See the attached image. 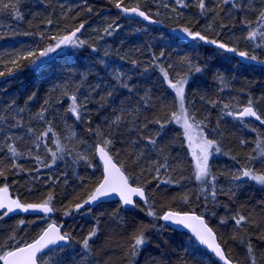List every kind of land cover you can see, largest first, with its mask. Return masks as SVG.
<instances>
[{
  "label": "trees",
  "instance_id": "trees-1",
  "mask_svg": "<svg viewBox=\"0 0 264 264\" xmlns=\"http://www.w3.org/2000/svg\"><path fill=\"white\" fill-rule=\"evenodd\" d=\"M8 2L0 0V6ZM205 2L215 12L202 15L196 3L186 8L175 5L173 8L177 10L170 11L171 4L165 0H122V7L139 5L141 11L160 22L162 27L124 18L122 13L115 11V0H20L17 4L23 17L20 20L14 18L12 10L0 11V37H3L0 38V71L7 73L9 68L13 69L12 75L0 76V116L8 117L5 124H0L4 129L0 132V169L5 171V176H0V188L7 186L12 199H19L22 203H41L52 194L50 206L55 209L51 217L23 212L4 217L0 220V243L15 233L16 240L23 246L36 239L48 224L56 223L63 233L70 234V245L62 252L54 249L42 255L45 264H130V261L131 264H220L188 234L171 230L161 220L147 216L148 206L141 202H136L139 207L132 209L111 202L77 213L72 211L71 215L64 214L74 204L84 201L102 179L101 166L95 157V147L101 137L94 131L89 132V128L99 126L107 136L111 130L109 121L124 108L131 113L124 120L127 127L122 125L108 138L113 140L110 146L113 161L118 166L124 165L129 183L144 187L158 216L166 211L202 215L232 263L250 264L246 247L239 238L231 239L238 231L231 217L237 213L245 216L251 213V218L259 223L264 216V206L259 204L264 201V189L246 181L235 198L218 195V203L213 204L210 197L206 202L201 195V184L195 180L181 130L174 123L163 130L159 125L149 123L177 110V98L161 69L167 70L169 79L175 81L187 72L188 66L181 61L188 57L204 71L188 73L185 107L194 115L195 121L202 122L200 124L206 128L209 137L218 141L221 147L222 152L213 155L210 161L212 172L218 176V188L227 190L229 187L228 178L221 173L243 167L248 153L255 147L257 136L264 139V125L249 119L237 121L225 115L227 111L239 110L249 99L259 100L257 108L264 114V67L242 62L235 56L239 51H246L264 59V48H253L244 40L248 29L242 20L255 21L257 13L249 8H232L230 4H221L224 11H220L217 8L220 0ZM236 3L258 9L261 0H237ZM165 5L169 11L164 9ZM216 12H219L218 16ZM48 20L52 23L48 24ZM81 23L84 28L74 38L76 43L68 44L50 61L35 68L29 59H18L19 68L8 63L16 59L17 54L27 57L29 52L34 53L30 59L36 62L50 58L65 46L61 43L57 47L60 39ZM221 24L227 27L221 28ZM109 25H112L109 29L111 35L104 31ZM185 27L201 32L208 39L235 47L237 53L230 54L204 41H182L168 32L174 29L185 34L181 31ZM79 41L84 43L79 44ZM48 47L55 51L39 57V53ZM161 52L165 54L162 57ZM102 60L103 64L100 63ZM132 61L137 63L134 65ZM116 72L122 74L123 82L132 86L131 92L116 84ZM219 76L224 77L223 82ZM96 84L101 87L92 92ZM114 85L116 94L109 106L101 109L95 101ZM64 91L69 95L75 93L80 99L91 93L93 102L87 104V111H82L83 120L77 121L66 111L71 101L63 95ZM33 92L35 98L28 101ZM202 96L204 100L200 99ZM45 99L50 103L46 106L45 119L41 120L37 113ZM13 100V108L7 109ZM209 101H216V106ZM224 104H229L230 108L224 109ZM20 108L25 111L19 112ZM13 116L20 121V126L10 128L8 125L15 123L11 119ZM47 121L51 122L58 136L49 133L43 141H37L35 135L48 127ZM145 124L148 125L146 129ZM28 128H32L34 134L29 133ZM252 128L257 131L253 132ZM158 131L157 146L149 145L143 139L144 136H155ZM9 132L23 137V140L14 141L21 155L12 157L8 152L5 144L12 141H5L3 137ZM57 138L62 151L53 142ZM241 140L247 143L241 145ZM48 149L57 153L59 158L55 162ZM80 154L86 155L88 160L78 159ZM163 155L168 157L171 167L167 172L161 169L159 178L153 179L155 173L148 169L153 162L161 161ZM13 164L19 167L13 168ZM167 179L173 183H161ZM184 196H187V202L182 199ZM142 208L145 211H141ZM222 218H226V223H221ZM20 220L25 224L20 225ZM153 223L157 228L147 233L150 243L137 257H127L125 252L131 243L130 236L137 226ZM94 227L98 229L97 235L89 241L90 253L85 254L81 242ZM245 227L249 232H264V223L260 228ZM252 243L257 264H264V241L253 235ZM15 246L9 241L5 250ZM42 261L38 260V264Z\"/></svg>",
  "mask_w": 264,
  "mask_h": 264
},
{
  "label": "snow or ice",
  "instance_id": "snow-or-ice-1",
  "mask_svg": "<svg viewBox=\"0 0 264 264\" xmlns=\"http://www.w3.org/2000/svg\"><path fill=\"white\" fill-rule=\"evenodd\" d=\"M175 2L180 7H188V4L184 3V0H175ZM19 3L20 0H16L15 3H12L11 0H9L8 3H3L2 6H0V11L12 10V15L14 16V18L20 20L23 17L19 12V9L17 8V4ZM221 4H230L232 8L243 7L255 11L257 13L255 21L247 19L242 20V23L248 29V34L245 39L254 42L259 37L261 43H256L254 46L256 48H261L262 46H264V0H261L260 7L258 9L248 4L238 5L235 0H220V2L217 4V8H219L220 11H224V9L220 7ZM196 6L198 7L202 15H206L208 12H215V9L209 8L207 6L205 0H196ZM115 7L118 9H122V11L125 13H135L138 16L143 17L145 20L150 19L149 15H146L144 11L140 10L139 5L133 8H122V0H115ZM165 7H167V5H165ZM88 11L91 12L92 9L89 7ZM173 11H175V9H173ZM216 15L218 16L219 12H216ZM47 23L51 24L52 20H48ZM253 24H255L256 26L252 27ZM0 27H2V25H0ZM209 27H211V25H209ZM220 27L224 28L227 27V25L221 24ZM83 28L84 24L81 23L71 33V35L62 37L57 44V47H59L61 43H76L73 38L76 36V33L80 32ZM109 29H112V25H109L108 28H106L104 31L108 35H111L112 32L109 31ZM181 31H183L187 35V37H190L192 40L204 41L207 44L216 45L217 48L223 49L226 52L237 53V49L235 47H229L227 44L218 42L215 39H208L207 36L202 35L199 31L193 32L190 28L187 27L181 29ZM78 43L83 44L84 41H79ZM93 50L95 51V49ZM52 51H55V49L52 47L45 48L42 52L39 53V57H45ZM237 54L246 61L264 65V59H260L255 54H250L246 51H239ZM33 55L34 53L32 52H29L27 57H21L19 56V54H17V58L8 61V63H11L15 65L16 68H19L20 65L17 62L18 59H29V62L35 65L36 60L30 59V57H32ZM105 55H108V53L105 52ZM164 55L165 54L163 52L160 53L161 57ZM39 57H37V59H39ZM100 63L103 64L104 61L102 60ZM132 63L135 65L137 62L132 61ZM181 63L186 64L188 66V69L183 76H180V78L176 79L175 81L169 79L167 70L161 69L164 79L168 83V87L173 89L175 92V96L178 101L177 110L173 111L170 116L165 115L164 118H157L154 121H150L149 123H155L159 125L160 130L165 129V127L170 123H175L183 128V135L188 140V147L191 149V155L194 160L193 174L195 180L200 182L201 184V195H203L206 202L210 197L213 204L218 203V195L228 196L229 199L235 198L239 189L244 185L246 181L254 182L255 184L261 186L262 189H264V139H261L260 136H257L255 147L251 152L248 153L246 157V163L243 167L235 171H227L221 173L222 175H225L229 180L228 189L225 190L223 187H217L218 176L212 172L209 159L214 152L221 153V147L219 146L218 141L207 138V136L203 132V129L200 128V123L202 122L195 121L194 115L189 114L188 110L185 107V85L188 82L187 75L189 72L201 73L202 71H204V69L193 64L192 60L188 57H184ZM169 66L171 67V65ZM6 74L9 76L12 75L13 69L9 68L7 70V73L0 71V76H5ZM114 79L117 85L123 87L124 89H127L129 92L132 91V86H130L128 83L123 82V76L120 72H116L114 74ZM218 79L223 82L224 77L219 76ZM100 87V84H96L92 88V92H95ZM77 91H79V89H77ZM115 94L116 93L114 85L112 86V90H106L104 94L100 95L99 99L96 100L95 103H97L101 109L108 107L109 101L114 97ZM63 95L68 97L71 101L66 111L68 113H71L77 121L83 120L82 111H87V104L93 102L90 98L91 93L85 95L83 99H80L75 93L69 95L67 91H64ZM35 96L36 93L33 92L32 95L28 97V101H32ZM200 99L204 100V97L202 96L200 97ZM209 102L213 107L216 106V101ZM49 103V99L44 100V105L37 113V117L39 119H45V113L48 111V108L46 106L49 105ZM258 103L259 100L253 101L252 99H249L248 103L242 108L236 111H227L225 115L241 122H244L247 118H254L261 125H264V114H261L259 109L257 108ZM14 105L15 100L7 105V109H12ZM223 108L229 109L230 105L224 104ZM24 111V108L19 109V112ZM119 113L120 114L114 115L109 121V128L111 130L107 133V136L99 126L96 129L89 128V132L94 131L99 137H101L100 143L95 147V152L96 154H98L100 160L103 161L104 176L102 181L98 184L95 190L89 194L87 199H85L82 203L74 204L71 208L66 210L64 214L71 215L72 211L78 212L86 204L96 202L99 198L111 194H117L120 200L123 202V205L139 207V205L136 204V202L133 200V197H139L140 200H142L144 204L148 206L146 210L147 216L152 217L156 220L171 222L174 225H182L183 227L190 229L192 234L200 244L205 245L207 246V248L211 249V251L220 260H222L224 264H232L231 259L226 255L224 248L221 246V243L217 242L216 234L210 227H208L202 215H195L188 212L180 213L176 211H166L163 215L158 216L155 208L152 206L145 193L144 187L132 186L129 183V175H127L123 170L124 165L121 164L118 167L117 164L113 162V156L110 154V146L113 144V140L108 137L112 136L115 131L120 130L122 125L124 127H127V125L124 124V120L126 116L131 115V113L127 112L124 108H121L119 110ZM11 119L15 121V123L8 125V127L15 128L20 126V121L16 120L15 116H13ZM7 120V116H0V124H5ZM190 120L192 121L191 123ZM90 122L91 119L89 117V123ZM47 123L48 127L43 132L35 135V139L37 141H43L44 138L48 137L49 133H52L54 137L58 136V134L54 132L51 122L47 121ZM147 127L148 125L145 124L144 128L146 129ZM198 128L200 129L199 132H197L196 135H193V132ZM251 130L253 132L257 131L256 128H252ZM3 131L4 129L0 127V132ZM129 131L132 130L129 129ZM28 132L34 134V130L32 128H28ZM72 135L74 136L75 133H72ZM159 135L160 132L158 131L155 136H144L143 139L146 140L149 145L155 147L157 146L156 137ZM3 139L5 141H12V143L5 144L8 152L12 157L21 155V153L15 146L14 141L23 140V137L14 136L9 132L5 133ZM53 142L57 145L58 150H63L58 138ZM133 143H136V141H133ZM240 143L241 145H244L247 143V141L241 140ZM36 146L39 147L40 145L37 144ZM48 151L51 152L52 160L53 162H55V160L59 158L57 156V153L53 152L51 149H48ZM160 151L161 153H163V149H160ZM223 154L228 155V153ZM77 158L85 161L88 160V157L83 154L78 155ZM138 159L139 157L137 158V160ZM232 159H235V157H232ZM133 163H136V161H133ZM91 166L92 165L89 164V167ZM12 167L17 168L19 166L13 164ZM169 167L171 166L168 163V157L166 155H163L162 160L159 162H153L152 167L149 168L148 171L155 173V175L152 177L153 179H158L161 173V169H164V171L167 172ZM177 167H179V165H177ZM172 170L175 171L176 169L173 168ZM143 172L144 170L141 171V176H143ZM0 176H5V171L3 169H0ZM161 183L171 184L173 183V181L171 179H167L161 181ZM199 198L200 197L198 196L197 199ZM182 199L187 202V196L182 197ZM52 200L53 196L52 194H49L48 197L41 203H22L19 199H10L8 196V187L5 186L3 188H0V220H3L4 217H7L9 214L16 211L25 213L29 211L42 212L44 214L51 213L55 210L52 206H50ZM259 204L261 206H264V201H260ZM225 207H227V205H225ZM141 211H145V209L142 208ZM251 216V213H249L248 216L237 213L236 215L231 217V219L234 221L236 229L238 230L233 233L231 239L237 240V238H239V242L246 247L250 264H257V259L255 257L256 249L254 248L252 243V236L255 235L257 239H259L260 241H264V232H249L248 228H246L245 225H248L249 227L260 228L261 223H264V216L261 217L259 223L256 220L252 219ZM221 223H226V218H222ZM19 224L24 225L25 221L20 220ZM160 227L163 228V225H161ZM156 228L157 226L154 223L138 225L136 230L130 236L131 243L128 245L125 255L131 258L137 257L141 250L150 243V237L147 235V233L155 230ZM97 231L98 229L94 227L89 232L88 236L85 237L81 242L85 254L90 253L89 241L97 235ZM70 239V234L67 232L61 233L60 227H58L56 224H50L46 229L42 231V233L34 242L26 243L23 246H20V242L16 240L15 233H13V235L8 237L7 241L0 243V252H2V254H0V262H2V264H38V260L42 261V257L38 256V253H43L44 250L48 249L50 245H59L60 242L67 243ZM9 241L14 242L16 246L7 247V250H5ZM225 243H227V241H225ZM57 251L62 252L63 248L58 247ZM81 259H85V256H81ZM42 264H45V262L42 261Z\"/></svg>",
  "mask_w": 264,
  "mask_h": 264
},
{
  "label": "water",
  "instance_id": "water-1",
  "mask_svg": "<svg viewBox=\"0 0 264 264\" xmlns=\"http://www.w3.org/2000/svg\"><path fill=\"white\" fill-rule=\"evenodd\" d=\"M237 0H235V2H236ZM123 8V7H122ZM115 11H117V12H120V13H122L123 14V16H124V18H126V19H131V20H138V21H140V22H142V23H144V24H146V25H150V26H155V27H162L163 25L160 23V22H158V21H156V20H154V19H152V18H150L149 20H145L143 17H140V16H138L137 14H135V13H131V12H129V13H125V12H123L122 11V9H118V8H115ZM168 32H169V34H171V35H173V36H175L176 38H178V39H180V40H182V41H193L190 37H187V35H185V34H183V33H181V32H179V31H176V30H174V29H170V30H168ZM72 33V32H71ZM71 33L69 34V35H71ZM79 32H77L76 33V35L78 34ZM76 37V36H75ZM74 37V38H75ZM73 38V39H74ZM209 45H212V46H214V47H216V45H213V44H209ZM68 46V44H65V46L62 48V49H60V50H58L55 54H53L50 58H47V59H45V60H40V61H37L36 62V64L35 65H32V68H35L36 66H38V65H40V64H44V63H46V62H48V61H50L52 58H54V56L55 55H57L58 53H61L64 49H65V47H67ZM217 48V47H216ZM219 49V48H218ZM223 50V49H222ZM230 54H233L232 52H229ZM235 56H236V58H238L240 61H242V62H245V63H252V64H255V65H258V66H262V67H264V65H260V64H257V63H255V62H249V61H246V60H244L243 58H241L238 54H235ZM247 119H249V120H251V121H253V122H255V123H257V124H260L258 121H256L254 118H247ZM95 157H96V159H97V161H98V163L100 164V166H101V170H102V179H103V176H104V166H103V161H101L100 160V158H99V156H98V154H96V152H95ZM114 162V161H113ZM118 166V165H117ZM119 167V166H118ZM102 179H101V181H102ZM100 181V182H101ZM132 185V184H131ZM98 186V185H97ZM96 186V187H97ZM133 186V185H132ZM95 187V188H96ZM135 187V186H134ZM95 190V189H94ZM93 190V191H94ZM8 196H9V198L10 199H12V196H11V194H10V192L8 191ZM88 198V197H87ZM86 198V199H87ZM133 200L135 201V202H141V203H144L142 200H140V198L139 197H133ZM83 202V201H82ZM81 202V203H82ZM111 202H117V203H119L123 208H126V209H132L133 208V206H131V205H123V202L120 200V198H119V196L117 195V194H111V195H108V196H104V197H101V198H99L96 202H93V203H90V204H86L82 209H80V211H82V210H84V209H94L96 206H98V205H100V204H105V203H111ZM74 212H76L77 213V211H74ZM79 212V211H78ZM23 213H25V212H23ZM180 213H182V212H180ZM188 213H190V212H188ZM25 214H42V215H46V216H48V217H51L52 215H53V213L51 212V213H48V214H44V213H42V212H35V211H29V212H27V213H25ZM164 214V213H163ZM162 214V215H163ZM193 214H195V213H193ZM195 215H197V214H195ZM161 223L164 225V226H166L167 228H169V229H171V230H174V231H179V232H183V233H186V234H188L194 241H195V243L202 249V250H204V251H206L207 253H209L210 255H212L220 264H224V262L222 261V260H220L212 251H211V249H209V248H207V246H205V245H202V244H200L199 243V241L198 240H196V238H195V236L192 234V232H191V230L190 229H188V228H185V227H183L182 225H174V224H172L171 222H165V221H163V220H161ZM50 224H56V223H50ZM50 224H48L44 229H46ZM57 225V224H56ZM58 227H60V231H61V233H63L62 232V228H61V226H59V225H57ZM209 227V226H208ZM43 229V230H44ZM42 233V232H41ZM40 233V234H41ZM39 234V235H40ZM39 237V236H38ZM37 237V238H38ZM36 238V239H37ZM36 239H34L33 241H31L30 243H32V242H34ZM217 242H218V240H217ZM70 245V240L67 242V243H65V242H60L59 243V245H50L49 246V248L48 249H45L44 250V252L43 253H38V256H42V255H44V254H46L47 252H49V251H51V250H54V249H57L58 247L59 248H64V247H67V246H69ZM1 264H2V262H1ZM232 264H234V263H232Z\"/></svg>",
  "mask_w": 264,
  "mask_h": 264
},
{
  "label": "rangeland",
  "instance_id": "rangeland-1",
  "mask_svg": "<svg viewBox=\"0 0 264 264\" xmlns=\"http://www.w3.org/2000/svg\"><path fill=\"white\" fill-rule=\"evenodd\" d=\"M165 1H169L170 2V11H173V9H175V10H177V8H173V7H175V5H177L176 4V2H175V0H165ZM188 3V6L189 5H193L194 3H196V0H184V3ZM178 7L179 8H181L179 5H178ZM178 8V9H179ZM183 8H186V7H183ZM164 9H166V10H168L169 11V9L167 8V7H164ZM256 16V15H255ZM79 40H82V38H79ZM246 42L245 43H247V44H249L250 46H252L253 48H256L254 45L256 44V43H260L261 41H258V40H260V38L258 37L257 38V40L256 41H249V40H247V39H244ZM194 41V40H193ZM74 46H76V47H78L76 44L74 45ZM262 49L264 48V46H262L261 47ZM171 89V88H170ZM173 90V89H172ZM173 92H174V90H173ZM174 94H175V92H174ZM192 121L190 120V123H191ZM175 124V123H174ZM180 130H181V132H182V135H183V128L180 126V125H177V124H175ZM200 128H202L203 129V132H204V134L207 136V138H209V139H211L210 137H209V135H208V133H207V130H206V128L203 126V125H201L200 124ZM199 128L198 129H196L194 132H193V135H196V133L197 132H199ZM183 137H184V140H185V145H186V148H187V151H188V154H189V157L191 158V163H192V166H193V173H194V160H193V158H192V155H191V149L188 147V140H187V138L183 135ZM217 153H213V155H216ZM213 155L210 157V159H209V163H210V161H211V159H212V157H213ZM198 182V181H197ZM199 184H200V182H198ZM16 212H21V211H16ZM16 212H14V213H16ZM46 216V215H45ZM1 263V262H0Z\"/></svg>",
  "mask_w": 264,
  "mask_h": 264
}]
</instances>
